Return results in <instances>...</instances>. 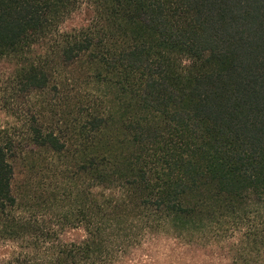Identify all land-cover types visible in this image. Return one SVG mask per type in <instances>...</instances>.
Wrapping results in <instances>:
<instances>
[{"label":"trees","instance_id":"16d2710c","mask_svg":"<svg viewBox=\"0 0 264 264\" xmlns=\"http://www.w3.org/2000/svg\"><path fill=\"white\" fill-rule=\"evenodd\" d=\"M0 62V264H264V0H0Z\"/></svg>","mask_w":264,"mask_h":264},{"label":"rangeland","instance_id":"374dc122","mask_svg":"<svg viewBox=\"0 0 264 264\" xmlns=\"http://www.w3.org/2000/svg\"><path fill=\"white\" fill-rule=\"evenodd\" d=\"M7 66V64L5 62H0V72L4 69V67ZM0 117L1 119H5V115H3L2 113H0ZM51 212V210H47L46 213ZM48 214V213H47ZM84 233L81 230H75V231H67L64 236H62L63 240H69V239H77L80 238L81 236H83ZM213 250L216 253H221V250L219 247L214 246ZM6 252V247L4 244H2L0 242V257H2V255ZM200 251H197L196 253L198 254ZM149 254L148 251H146V248H141V249H137L136 251L134 250L130 256H127L126 258H124L123 260H121L120 262H118L117 264H174V263H167L164 262L163 260V256L161 255L162 252L160 250H157L156 248L152 250L151 255H149L148 258H146V254ZM214 253L212 255V257L209 258H205V263L204 264H229L228 260L225 258H222V256H224L223 254H221V256H216ZM204 257H201L200 260L198 261L199 264L202 263Z\"/></svg>","mask_w":264,"mask_h":264}]
</instances>
